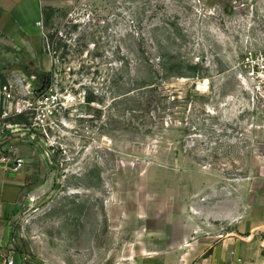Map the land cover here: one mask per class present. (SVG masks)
Listing matches in <instances>:
<instances>
[{
    "label": "rangeland",
    "instance_id": "obj_1",
    "mask_svg": "<svg viewBox=\"0 0 264 264\" xmlns=\"http://www.w3.org/2000/svg\"><path fill=\"white\" fill-rule=\"evenodd\" d=\"M41 25L46 91L61 99L47 154L18 147L17 252L31 264H202L203 214L218 238L213 217L264 189V0H63ZM28 62L15 69L38 90L44 73Z\"/></svg>",
    "mask_w": 264,
    "mask_h": 264
},
{
    "label": "crops",
    "instance_id": "obj_2",
    "mask_svg": "<svg viewBox=\"0 0 264 264\" xmlns=\"http://www.w3.org/2000/svg\"><path fill=\"white\" fill-rule=\"evenodd\" d=\"M62 1L0 0V41L6 48L5 52L0 49L1 80L35 76L16 71L19 69H15L17 62L23 59L29 61L25 71L35 68L44 74L50 71L52 58L36 51L34 44L41 35V27L37 24H42L46 8L60 7ZM5 56L12 57L16 63L8 62ZM18 147L20 145L14 151L22 158ZM33 155L35 157L34 152ZM23 167L17 172H5L0 167V264H4L3 257L9 253V220L24 196L26 175ZM203 215L201 244L203 254L210 253L203 257L202 264H264V189L252 185L244 194L234 198L226 213L213 217L220 224L218 238L211 236L212 216L209 213Z\"/></svg>",
    "mask_w": 264,
    "mask_h": 264
},
{
    "label": "built area",
    "instance_id": "obj_3",
    "mask_svg": "<svg viewBox=\"0 0 264 264\" xmlns=\"http://www.w3.org/2000/svg\"><path fill=\"white\" fill-rule=\"evenodd\" d=\"M37 25L41 27V23ZM248 60L247 58L246 61ZM36 78L23 76L11 81L0 79V167L5 172H17L24 164V160L14 151L17 145L29 146L35 155L40 151L47 154L44 149L46 128L57 119L55 108L61 98L51 89L46 91L43 82L39 83L40 88L37 90L35 83L39 80ZM24 112H28L27 123L18 120V116ZM16 247L15 239L9 238V253L3 257V263L31 264L26 256L17 252Z\"/></svg>",
    "mask_w": 264,
    "mask_h": 264
},
{
    "label": "trees",
    "instance_id": "obj_4",
    "mask_svg": "<svg viewBox=\"0 0 264 264\" xmlns=\"http://www.w3.org/2000/svg\"><path fill=\"white\" fill-rule=\"evenodd\" d=\"M43 86H48L50 84L51 80V74L50 73H45L43 74Z\"/></svg>",
    "mask_w": 264,
    "mask_h": 264
}]
</instances>
